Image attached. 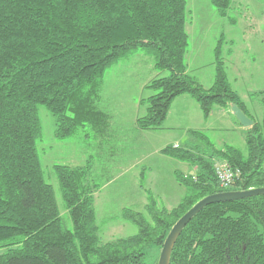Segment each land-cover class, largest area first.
I'll return each mask as SVG.
<instances>
[{
  "label": "trees",
  "instance_id": "16d2710c",
  "mask_svg": "<svg viewBox=\"0 0 264 264\" xmlns=\"http://www.w3.org/2000/svg\"><path fill=\"white\" fill-rule=\"evenodd\" d=\"M211 2L220 16L228 15L232 0ZM187 17V0H0V264H158L170 230L202 198L264 187V91L258 121L229 82L221 43L214 51L215 81L203 87L187 70ZM139 51L168 71L146 84L150 94L141 99L146 111L136 119L139 129L162 128L181 94L194 97L205 115L213 105L230 109L235 103L254 124L245 129L246 156L232 145L209 154L196 146H165V156L198 167L193 174L174 172L185 195L168 208L146 190L145 212L131 206L119 212L137 232L102 241L95 158L54 165L69 228L44 177L38 105L56 117L58 139L82 127L100 140L111 124L99 105L107 70ZM190 133L211 145L204 132ZM215 159L239 171L233 189L220 185ZM170 264H264V194L204 207L179 235Z\"/></svg>",
  "mask_w": 264,
  "mask_h": 264
},
{
  "label": "rangeland",
  "instance_id": "374dc122",
  "mask_svg": "<svg viewBox=\"0 0 264 264\" xmlns=\"http://www.w3.org/2000/svg\"><path fill=\"white\" fill-rule=\"evenodd\" d=\"M187 5L188 72L203 87H210L216 76L214 51L221 43V55L229 82L240 95L248 112L260 121L263 105L259 92L264 91V0H232L228 15L224 17L218 14L211 0H187ZM124 60L125 65H120L117 71L111 73L114 67L108 69L106 77L109 74H112L109 77L113 80L132 77V80L128 79L120 86L114 85L119 93L130 94L129 99L142 90L144 80L168 74L166 70L157 69L154 57L143 51ZM149 92L145 88L143 96ZM179 96L172 101L161 129L143 132L133 128L134 122L132 124L128 116L116 119L112 127L115 139L111 141L118 147L116 149L107 148V143L99 147V140L92 137V131L82 127L72 137L58 139L55 136L56 117L46 106L38 105L42 138L37 141V147L44 177L54 188L59 211L69 228H72V223L54 169L55 164L79 166L84 165L90 156L95 158L92 180L99 187L95 196L96 213L101 239L108 241L137 232L132 222L118 218L122 207L132 205L137 200L135 190L138 189L143 197V190L149 189L158 204L168 208L175 206L185 195L186 187L177 183L173 170L193 174L198 171V167L176 159H164L159 150L161 147L170 144L196 146L209 154L215 148L232 145L247 155L245 130L239 123L235 125L232 122L224 107L213 105L208 115H205L194 97L189 94ZM182 96H187L190 102ZM128 113L132 115L133 111ZM195 130L204 132L211 145L191 136L190 132ZM87 133H91V136L88 137ZM140 157H144L145 161L135 166ZM215 161L223 162L220 159ZM122 169L130 171L114 178ZM227 189H233V186ZM136 203L138 205L134 208L145 212L140 200Z\"/></svg>",
  "mask_w": 264,
  "mask_h": 264
},
{
  "label": "crops",
  "instance_id": "0c3cea01",
  "mask_svg": "<svg viewBox=\"0 0 264 264\" xmlns=\"http://www.w3.org/2000/svg\"><path fill=\"white\" fill-rule=\"evenodd\" d=\"M145 54H147V53H145ZM124 61L125 60H123V62L120 61L119 63L115 64L113 66L115 70L112 69V67H111L110 68V69H112L111 73L114 72V71H117V69L120 68V65H122V67H123V65H125V63H126ZM111 75L112 74H109L107 77L104 78L102 91H101V99H100V104H99L100 108L103 111H105L106 113L109 114L110 119H111V124H110L108 130L106 131V133L104 134V136L101 137V139L99 140V142H98L99 144L98 145L100 147V146H102L103 143H107L106 145H109V146H107V148L116 149L118 147L115 145V143L111 142L113 139H115V132H114V130H112L113 129L112 127H113V124H114L115 120L116 119H122L125 116H128L131 119V123L133 124V122H134L133 128L134 129H139L136 126V119L139 116L143 115L145 113V111H146L145 106L141 103V99L144 98V97H147L150 94V92L147 93V95L143 96V90L145 88H147L146 84L149 82V80L146 79L142 83V86H141L142 90L140 92H138V95H136V96L133 95L132 98L129 99L128 96L130 94L119 93V91L117 90V88L114 85L116 83V85L120 86L121 83L126 82L128 79L132 80V77L131 78L120 77V78H117L116 80H113L112 78H110ZM179 97H181V95ZM182 97H186V100L188 102H190L187 96H182ZM224 108L227 110L226 113L229 115V117H231L232 122L235 125H238L237 123L240 124V122L237 120V118H235L236 122L234 121V117H236V116L233 115V112L231 111V108L230 109L226 108V107H224ZM128 111H133L132 115H130V113H128ZM242 129L245 130L246 127L242 126ZM139 130H142V129H139ZM152 130H155V129H152ZM152 130H142V131L143 132H149V131H152ZM178 146H180V145H178ZM164 147L165 146L161 147L159 150L161 151ZM137 148L141 149V146H138ZM132 149H134V148H132ZM161 154H162V152H161ZM162 155H163L164 159H173V158H169V157L165 156L164 154H162ZM144 159H145L144 157H140L138 159L137 163L135 164V166H137L141 162L145 161ZM94 170H95V167L93 169V172H94ZM176 170H178V169L173 170V174H174V172ZM129 171H130V169H127L125 171H123V169H122V170L118 171L116 177H114V178H117V176H123L124 174L128 173ZM144 190H143V193H144L143 197L140 196V193L138 192L139 191L138 189L135 190L136 191L135 192V197H137V200L136 201L134 200L131 203L132 205H128V206L135 207V206L138 205L136 202L138 200H140L141 206H143L145 208V205H146V203L148 201V193H147L146 190H149V189H146L145 191ZM95 209H96V206H95Z\"/></svg>",
  "mask_w": 264,
  "mask_h": 264
},
{
  "label": "water",
  "instance_id": "95a60500",
  "mask_svg": "<svg viewBox=\"0 0 264 264\" xmlns=\"http://www.w3.org/2000/svg\"><path fill=\"white\" fill-rule=\"evenodd\" d=\"M231 111L236 116L237 120L243 127H250L254 124V120L249 117L245 111L239 107L237 104H231ZM264 194V187L253 188L249 190H228L210 194L200 201H198L189 211H187L172 227L169 234L167 235L165 242L162 246L158 264H170L171 253L173 247L183 231L186 225L191 221V219L199 213L204 207L209 204L242 199L254 195Z\"/></svg>",
  "mask_w": 264,
  "mask_h": 264
},
{
  "label": "built area",
  "instance_id": "2783aa9c",
  "mask_svg": "<svg viewBox=\"0 0 264 264\" xmlns=\"http://www.w3.org/2000/svg\"><path fill=\"white\" fill-rule=\"evenodd\" d=\"M215 170L222 187H229L239 174V171L233 169L229 163L223 161L216 163Z\"/></svg>",
  "mask_w": 264,
  "mask_h": 264
}]
</instances>
